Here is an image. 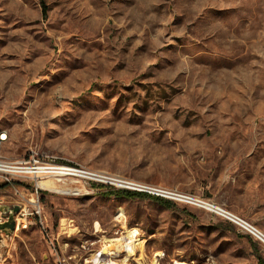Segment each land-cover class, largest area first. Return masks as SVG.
I'll list each match as a JSON object with an SVG mask.
<instances>
[{
	"label": "rangeland",
	"instance_id": "rangeland-1",
	"mask_svg": "<svg viewBox=\"0 0 264 264\" xmlns=\"http://www.w3.org/2000/svg\"><path fill=\"white\" fill-rule=\"evenodd\" d=\"M2 132L4 159L37 151L214 204L264 232V0H0ZM55 186L40 193L50 239L0 231V264L264 260L206 205ZM16 189L0 183V222L33 199ZM116 190L171 205L106 195ZM131 232L135 256L117 245Z\"/></svg>",
	"mask_w": 264,
	"mask_h": 264
},
{
	"label": "built area",
	"instance_id": "built-area-1",
	"mask_svg": "<svg viewBox=\"0 0 264 264\" xmlns=\"http://www.w3.org/2000/svg\"><path fill=\"white\" fill-rule=\"evenodd\" d=\"M5 140V132L0 133V143ZM88 181L122 187L132 191L143 192L166 198H182L185 202L197 206H207L208 204L198 199L178 195L172 191L161 190L155 187L118 179L112 176L109 178H102L100 174L99 176H92V173L87 169L56 163L37 151H31L27 156L18 160H7L0 156V183L5 186L12 187L17 194H19V192L16 188L20 187L32 191L31 195L33 196V199L28 201L29 206H25L23 208L19 206L21 218H19L18 215H15L16 218H14V220L16 228H21L22 230L28 229L29 227L38 228L42 235L48 239H50V235L44 226L43 219L41 218L42 209L40 206V193L51 191L49 188L43 187L40 184L42 182H51L54 185L59 186L61 193L71 194L75 190L79 192L80 188L77 185L82 186L83 183H87ZM20 198L22 199V203H24L25 198L23 195H20ZM214 208L216 209V214L235 225L241 233L251 237L255 242L264 247V232L260 228L250 223L243 217L224 208L219 206H215ZM7 221L0 222V224L6 223ZM50 244L54 247L53 242H50Z\"/></svg>",
	"mask_w": 264,
	"mask_h": 264
},
{
	"label": "bare ground",
	"instance_id": "bare-ground-1",
	"mask_svg": "<svg viewBox=\"0 0 264 264\" xmlns=\"http://www.w3.org/2000/svg\"><path fill=\"white\" fill-rule=\"evenodd\" d=\"M2 133H4V132H2ZM89 172H91V171H89ZM91 173H92V176H99L98 174H96L94 172H91ZM101 177L102 178H107V177H104V176H101ZM40 185L43 186V187L49 188V189H56V186L53 183H51V182H42ZM215 206L216 205L211 204V203L207 204V208L210 209L213 212L216 211V209L214 208ZM135 238H136V233L131 232V233H128L127 236H125L122 239L118 240V244L117 245H118L119 249L121 250V252L128 253L129 256H135V250L137 248V245H139V244H137L138 240L135 239ZM140 248H142V247H140ZM102 251H103V249H102ZM109 251H110V248L108 246H105L104 247V253L108 255ZM98 259H99L98 257H94L93 261H94L95 264H99L100 263L99 262L100 260H98ZM138 259H141V257L138 258ZM111 264H113V263H111ZM153 264H157V260H155L153 262ZM177 264H180V263H177Z\"/></svg>",
	"mask_w": 264,
	"mask_h": 264
},
{
	"label": "trees",
	"instance_id": "trees-1",
	"mask_svg": "<svg viewBox=\"0 0 264 264\" xmlns=\"http://www.w3.org/2000/svg\"><path fill=\"white\" fill-rule=\"evenodd\" d=\"M107 196H116V197H125V198H137V197H149L155 199V201L164 204L165 206L171 205V202H168L165 199H160L158 197H152L146 194L131 192L126 190H116L106 193ZM260 264H264V260L260 259Z\"/></svg>",
	"mask_w": 264,
	"mask_h": 264
},
{
	"label": "water",
	"instance_id": "water-1",
	"mask_svg": "<svg viewBox=\"0 0 264 264\" xmlns=\"http://www.w3.org/2000/svg\"><path fill=\"white\" fill-rule=\"evenodd\" d=\"M20 211L19 206H15L13 211L9 215V219L6 223L0 224V231H6V232H14L16 228L15 224V215H17Z\"/></svg>",
	"mask_w": 264,
	"mask_h": 264
}]
</instances>
